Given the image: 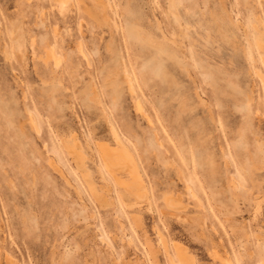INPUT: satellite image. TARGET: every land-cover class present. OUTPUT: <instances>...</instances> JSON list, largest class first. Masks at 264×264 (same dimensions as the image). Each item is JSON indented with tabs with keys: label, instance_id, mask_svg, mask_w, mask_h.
<instances>
[{
	"label": "rangeland",
	"instance_id": "1",
	"mask_svg": "<svg viewBox=\"0 0 264 264\" xmlns=\"http://www.w3.org/2000/svg\"><path fill=\"white\" fill-rule=\"evenodd\" d=\"M260 43L264 0H0V264H264Z\"/></svg>",
	"mask_w": 264,
	"mask_h": 264
},
{
	"label": "bare ground",
	"instance_id": "2",
	"mask_svg": "<svg viewBox=\"0 0 264 264\" xmlns=\"http://www.w3.org/2000/svg\"><path fill=\"white\" fill-rule=\"evenodd\" d=\"M106 14V13H105ZM173 43V42H171ZM174 44V43H173ZM262 49L264 50V43L259 44ZM52 47V46H51ZM54 50V49H53ZM52 53V52H51ZM55 53L53 52V55ZM56 57V54H55ZM54 57V58H55ZM264 61V56H263ZM261 73V72H260ZM263 81L264 85V74H259ZM136 103V102H134ZM138 103V102H137ZM137 107V106H136ZM142 108V106H141ZM138 109V108H137ZM140 110V109H139ZM105 118V117H104ZM109 119V118H108ZM110 123V122H109ZM109 125V124H108ZM114 125H110V133L113 137V140L115 142L116 147L114 149H110L105 145H99L98 146V154L101 159L100 165L103 167L106 171H108L114 181L117 182V184L120 185L122 190L126 192L127 194L131 195L134 199V204H141L139 202L147 200V194L146 191L142 190V186L140 183V179L138 174L136 173V170L134 168V163L130 161V157L128 154V151L125 147V143L121 141V138L119 137V134L117 130L114 128ZM64 141V140H63ZM124 144H123V143ZM97 145V144H96ZM127 145V144H126ZM73 146V145H72ZM74 147V146H73ZM135 158V157H134ZM133 160V159H132ZM48 162V161H47ZM81 164V160L79 158V165ZM82 165V164H81ZM99 165V164H98ZM100 167V166H99ZM89 176V175H88ZM104 176V175H103ZM143 177V176H142ZM89 180V179H88ZM144 180V179H143ZM145 182V181H144ZM93 184V183H92ZM90 186V185H89ZM146 190V189H145ZM148 192V191H147ZM166 195V194H165ZM180 196V195H179ZM196 196V195H195ZM163 197V196H162ZM165 197V196H164ZM255 198V197H254ZM163 199V198H161ZM166 199V197H165ZM164 199V200H165ZM181 199V198H180ZM150 199H148V202ZM181 201V200H180ZM147 202V201H146ZM168 202V201H167ZM183 203V202H182ZM180 202V204H182ZM259 204V203H258ZM169 205V204H168ZM183 205V204H182ZM181 205V206H182ZM170 206V205H169ZM168 206V207H169ZM179 206V205H178ZM171 207V206H170ZM174 207V206H173ZM183 207V206H182ZM178 208V207H177ZM258 209V207H257ZM177 213V212H176ZM137 217V216H136ZM163 234V233H162ZM164 235V234H163ZM102 239V238H101ZM173 247V246H172ZM167 251V250H166ZM181 255V254H180ZM172 256V255H171ZM184 258V255H182ZM170 263L173 264H185L184 260L176 253V257L173 259L170 258ZM191 259V258H190ZM224 259V257H223ZM192 260V259H191ZM192 263V262H191Z\"/></svg>",
	"mask_w": 264,
	"mask_h": 264
}]
</instances>
